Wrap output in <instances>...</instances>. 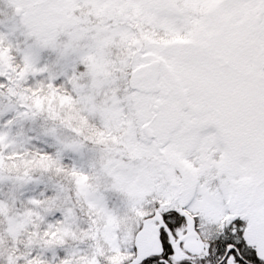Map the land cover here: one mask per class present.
<instances>
[{
    "label": "snow or ice",
    "instance_id": "obj_1",
    "mask_svg": "<svg viewBox=\"0 0 264 264\" xmlns=\"http://www.w3.org/2000/svg\"><path fill=\"white\" fill-rule=\"evenodd\" d=\"M0 264H264V0H0Z\"/></svg>",
    "mask_w": 264,
    "mask_h": 264
}]
</instances>
